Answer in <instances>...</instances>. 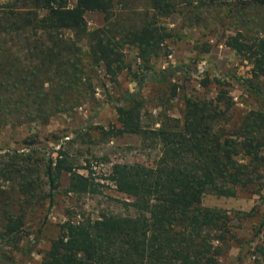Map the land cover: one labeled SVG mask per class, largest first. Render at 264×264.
I'll list each match as a JSON object with an SVG mask.
<instances>
[{
    "label": "trees",
    "instance_id": "trees-1",
    "mask_svg": "<svg viewBox=\"0 0 264 264\" xmlns=\"http://www.w3.org/2000/svg\"><path fill=\"white\" fill-rule=\"evenodd\" d=\"M102 13L104 26L90 30L88 13ZM223 29L225 46L252 66L248 88L264 98V0H9L0 3V124L49 123L82 106L95 93L87 64L103 66L110 81L131 66L127 49L149 63L162 55L171 33L165 21L181 13L192 25L209 21ZM88 49L85 51L83 43ZM25 53L20 61L16 56ZM180 67L169 68L164 80ZM220 83V82H219ZM206 85V83H205ZM214 100L185 97L181 119L161 115L144 127L140 92H127L116 106L113 138L138 135L160 146L153 165L116 163L111 180L134 215L102 214L68 221L39 264H220L233 236L231 216L203 206L207 194L233 198L264 194V109L233 114L234 102L220 83ZM176 94V91L174 92ZM128 104V105H125ZM235 116V118H233ZM36 150L0 153V264H14L28 220L54 203L64 172L69 194H97L60 152L47 164ZM257 209L240 213L257 216ZM252 254L264 264V219ZM29 253H32L30 248Z\"/></svg>",
    "mask_w": 264,
    "mask_h": 264
},
{
    "label": "rangeland",
    "instance_id": "rangeland-1",
    "mask_svg": "<svg viewBox=\"0 0 264 264\" xmlns=\"http://www.w3.org/2000/svg\"><path fill=\"white\" fill-rule=\"evenodd\" d=\"M7 1L0 0V3ZM213 16L216 17L215 12L208 17L210 22L203 21L200 25H192L194 21L181 13L168 18L165 24L171 37L162 55L144 63L136 50L127 49V63L131 69L123 72L116 83L110 81L103 66L87 64L95 93L77 109L60 113L49 123L20 125L11 121L0 124V153L8 150L29 152L32 148L46 164L51 159L55 160L60 152L66 153L81 174H91L99 184L97 194H69L70 175L64 172L54 203L51 205L47 200L46 208L28 220L23 242L27 253H15L14 264H39L68 221L76 223L84 218L98 219L102 214H135L131 207L125 205L132 199L119 193L108 179L112 167L116 163L153 165L159 156L160 146H147L138 135L104 136L99 129L120 126L116 106L125 93L140 92L144 127H159L164 113L176 120L181 119L185 97L214 100L220 83L234 102L233 114L259 107L264 109V98L249 89L246 83L252 78V66L225 46L223 29L215 24ZM86 19L92 31L105 23V16L98 12L88 13ZM83 46L87 51L86 42ZM25 53L16 56L24 61ZM175 67H180L181 71L165 81L166 70ZM202 204L224 210L232 218L233 237H228V250L220 264H238V258L247 252L251 242V252L254 251L258 243L256 230L264 219V194L256 196L240 192L233 198L207 194ZM254 208L257 216L238 219L243 217L240 213ZM243 264H257V259L248 254Z\"/></svg>",
    "mask_w": 264,
    "mask_h": 264
}]
</instances>
